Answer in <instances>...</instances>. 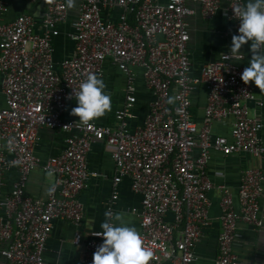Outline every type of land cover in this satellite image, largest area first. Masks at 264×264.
<instances>
[{"label":"built area","instance_id":"built-area-1","mask_svg":"<svg viewBox=\"0 0 264 264\" xmlns=\"http://www.w3.org/2000/svg\"><path fill=\"white\" fill-rule=\"evenodd\" d=\"M9 1L0 0V256L9 264H47L46 244L54 222L61 221L74 227L72 243L83 249L78 264H92L104 238L95 235L102 229L82 237L84 208L78 196L95 175L88 170L87 154L102 142L110 148L115 167L105 214H114L117 186L129 179L131 191L140 197V210L131 213L143 243L153 251L149 264H192L195 246L210 223L207 194L214 185L206 169L211 152L264 161L263 123L250 116L248 107L261 108L262 102L251 81L244 84L240 78L242 56L223 53L201 67L199 78L191 76L186 18L194 12L188 4H197L201 18L208 20L220 9V0H77V17L66 35L73 49L59 63L54 62L52 42L67 20V0H25L37 11L5 22ZM241 6L242 0H228L224 8L234 35L239 20L233 9ZM103 9L120 10L118 21L103 20ZM105 64L120 71L126 82L115 124L90 121L85 126L79 117H67L76 102L73 89L78 90L89 73L103 78ZM135 70L142 72L152 97L139 125L131 123ZM201 84L208 93L198 125L192 120L191 95ZM227 118H232L230 138L213 137L212 123ZM41 129L70 135L61 153L44 160L36 155ZM36 169L54 176V191L47 192L46 200L25 194ZM9 172L17 177L5 194ZM219 189L220 231L213 264H240L234 251L236 226L243 222L254 230L262 228L264 175L253 168L242 172L238 212L229 189Z\"/></svg>","mask_w":264,"mask_h":264},{"label":"crops","instance_id":"crops-1","mask_svg":"<svg viewBox=\"0 0 264 264\" xmlns=\"http://www.w3.org/2000/svg\"><path fill=\"white\" fill-rule=\"evenodd\" d=\"M243 1V6L246 0ZM228 0H220V9L208 20L202 19L199 14L197 4H188V8L194 14L186 18L189 32L188 52L191 61V76L199 78L200 69L203 65L215 61L219 55L229 52L232 43V23L227 19L224 8ZM160 4L166 0H159ZM68 7V3H67ZM78 1L74 0L73 7H68V15L65 24L61 27V33L53 39V59L59 63L70 56L73 43L67 38V33L71 30V25L77 17ZM37 11L36 6H30L25 0H10L8 11L4 15V21L13 20L20 14H32ZM120 10L103 9L101 17L116 23ZM39 21V18H36ZM242 59L240 65L247 67L251 53L249 45L245 44L240 49ZM103 80L106 91L111 96V110L104 116L93 120L100 126H111L115 124L114 113L120 108L124 99L125 78L120 71L108 66L103 67ZM136 78L134 85L136 88V103L132 114L135 118L132 125H139L143 122L148 110V104L152 100L150 91L145 87L142 80V72L135 70ZM252 83V88L257 98L262 102V107L257 108L248 104L249 114L252 117H260L263 123L261 140L264 144V92ZM207 89L204 85H199L191 95V115L192 120L201 125L204 117V109L207 101ZM3 99L0 96V106ZM76 106V102L70 105L67 117L77 118L71 114V109ZM232 118H227L224 122H213L211 125L212 136H224L230 138V122ZM70 135L48 129H41L38 132V142L34 146V151L41 159L55 156L61 153L66 147V140ZM87 167L91 175L87 187L80 192L79 201L82 203L83 220L80 228L82 237H86L89 232L101 230V223L105 220V204L113 193L112 178L115 174V167L111 158L110 148L102 142H97L91 146L87 154ZM248 168L259 169L264 175V161L253 158L247 154H234L223 157L221 154L211 152V157L207 165L206 174L214 185V188L207 194L209 200L208 218L209 226L204 230L203 237L195 246V261L192 264H213L217 254V236L220 231L219 217L220 199L222 193L219 187L225 186L229 189L234 210L238 212V184L243 171ZM15 172L5 174V186L3 193L11 190L12 183L16 179ZM54 176L49 177L48 173L40 169L34 170L29 178L25 189L28 197L46 200L47 189L51 187ZM117 199L114 205V214H123L124 219L131 226H135L139 232L138 220L132 210H140V197L131 191L130 181L123 178L117 186ZM260 214L263 217V226L260 230H254L243 222H238L235 231L234 251L238 256L240 264H264V197L260 200ZM75 229L71 224L56 221L53 225L51 236L46 244V251L43 259L47 264H78L83 256V249L73 245L72 240ZM0 264L9 262L0 256Z\"/></svg>","mask_w":264,"mask_h":264},{"label":"clouds","instance_id":"clouds-1","mask_svg":"<svg viewBox=\"0 0 264 264\" xmlns=\"http://www.w3.org/2000/svg\"><path fill=\"white\" fill-rule=\"evenodd\" d=\"M73 7L74 0H67ZM239 20L238 34L232 36L230 56L240 58L243 45H249L251 57L248 66L241 73L244 84L250 81L264 92V0H246L244 6L233 9ZM230 56H225L228 59ZM104 80L96 73H89L73 89L76 106L71 114L79 117V122L87 126L111 110V96L105 90ZM49 177L52 172L49 171ZM54 191V186L47 189ZM101 223L102 232L95 233L103 241L93 253L92 264H149L153 251L143 243L135 226L129 225L121 213H106Z\"/></svg>","mask_w":264,"mask_h":264}]
</instances>
